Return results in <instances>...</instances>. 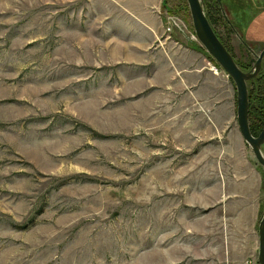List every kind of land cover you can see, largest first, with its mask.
I'll return each mask as SVG.
<instances>
[{
	"label": "rangeland",
	"instance_id": "1",
	"mask_svg": "<svg viewBox=\"0 0 264 264\" xmlns=\"http://www.w3.org/2000/svg\"><path fill=\"white\" fill-rule=\"evenodd\" d=\"M237 107L187 0H0V264H260Z\"/></svg>",
	"mask_w": 264,
	"mask_h": 264
},
{
	"label": "water",
	"instance_id": "2",
	"mask_svg": "<svg viewBox=\"0 0 264 264\" xmlns=\"http://www.w3.org/2000/svg\"><path fill=\"white\" fill-rule=\"evenodd\" d=\"M195 28L201 45L225 70L234 81L237 90V118L240 132L244 140L251 146L258 162L264 167V128L258 136L251 131L249 117L248 81L254 78L262 67L264 49L259 54L252 70L245 71L237 63L234 55L228 50L217 35L211 24L203 0H187ZM260 264H264V215L259 224V255Z\"/></svg>",
	"mask_w": 264,
	"mask_h": 264
},
{
	"label": "crops",
	"instance_id": "3",
	"mask_svg": "<svg viewBox=\"0 0 264 264\" xmlns=\"http://www.w3.org/2000/svg\"><path fill=\"white\" fill-rule=\"evenodd\" d=\"M223 5L228 20L232 22L233 37L234 34H241V38L248 41L255 51L264 47V0H223ZM230 7L232 9L229 10ZM196 57L200 61L201 70L206 71L207 59H201L197 54Z\"/></svg>",
	"mask_w": 264,
	"mask_h": 264
},
{
	"label": "trees",
	"instance_id": "4",
	"mask_svg": "<svg viewBox=\"0 0 264 264\" xmlns=\"http://www.w3.org/2000/svg\"><path fill=\"white\" fill-rule=\"evenodd\" d=\"M203 1H204V4L205 2H207V0H203ZM212 1H216V2L213 3L211 2V0H208L207 2L206 11H207L208 18L211 24L213 25L217 35L223 41V43L228 48V50L232 53L231 48L229 47L225 39L220 35V33L218 32L216 28V23H218L221 19L224 18L220 14L221 11L223 10V12L225 11V13H227L226 8L223 5V0H212ZM228 9L230 10L232 8L230 7ZM214 10H216V13L219 14L218 16L215 15ZM226 19L228 23L229 24L231 23L232 25V22H230V20H228L227 17ZM255 61L256 60H252L251 63L249 64L248 63L242 64L239 61H237V63L243 70L249 71ZM262 65H264L263 62H262ZM247 83H248L249 97H250L249 117H250L251 131L254 135H258L261 133V131L264 128V68L263 66L261 67L259 73L254 78L249 80Z\"/></svg>",
	"mask_w": 264,
	"mask_h": 264
},
{
	"label": "flooded vegetation",
	"instance_id": "5",
	"mask_svg": "<svg viewBox=\"0 0 264 264\" xmlns=\"http://www.w3.org/2000/svg\"><path fill=\"white\" fill-rule=\"evenodd\" d=\"M259 135V134H258ZM258 135H255V136H258Z\"/></svg>",
	"mask_w": 264,
	"mask_h": 264
}]
</instances>
